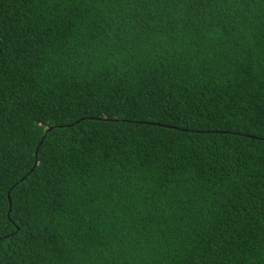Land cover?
<instances>
[{
  "label": "trees",
  "instance_id": "trees-1",
  "mask_svg": "<svg viewBox=\"0 0 264 264\" xmlns=\"http://www.w3.org/2000/svg\"><path fill=\"white\" fill-rule=\"evenodd\" d=\"M205 3L189 25L135 40L116 31L127 7L120 0H0L6 184L29 171L43 138L38 109L46 114L90 90L102 97L99 119L76 124L89 136L66 140L57 153L49 178L59 183L21 193L33 204L44 196L48 211L33 222L31 247L17 241L14 258L0 264H264V141L227 119L246 103L264 104V0ZM152 88L221 118L168 127L163 113L133 124L112 112L115 101ZM105 111L121 123H104Z\"/></svg>",
  "mask_w": 264,
  "mask_h": 264
},
{
  "label": "snow or ice",
  "instance_id": "snow-or-ice-1",
  "mask_svg": "<svg viewBox=\"0 0 264 264\" xmlns=\"http://www.w3.org/2000/svg\"><path fill=\"white\" fill-rule=\"evenodd\" d=\"M80 2L81 0H76L77 4ZM83 2L90 7L93 0H83ZM100 2L101 0H95V3ZM104 2L106 3L107 0H104ZM125 5H127L126 8H124ZM120 6L124 10L119 14L116 31L125 38L132 37L135 40H142L150 35L165 32L174 23L189 25L194 18L199 16L201 9L207 5L205 0H120ZM178 11L180 12L179 17L174 15ZM161 67L167 71L171 64H162ZM177 67H180V65L178 64ZM200 91L202 93L203 89ZM181 92L183 98L190 101L187 85L183 87ZM101 99L99 92L90 90L87 93H77L76 97L65 107L49 109L46 114L42 107L37 110L33 120L34 123L44 129L41 133L43 139L39 142L40 147L34 152L32 163L28 166L27 175L23 179L18 178L9 185L6 184L5 171L0 170V261L5 256L9 259L14 258L16 250L13 245L17 241L21 243V246L27 243L31 247V240L35 239L33 222L36 221L38 216L45 215L48 210L43 205L44 196H39L33 204L28 202L21 193L30 194V189L34 190L36 187L48 192L52 190L54 184L59 183L58 180L53 181L49 178L51 166L54 163H59L57 153L66 140H72L79 135L89 136V132L84 127L76 128V124H83L84 118L90 114L99 119ZM181 104V95L172 92L170 89L158 91L156 88H152L143 93L134 94L133 98L125 103H121L119 100L115 101L112 112L123 114V117L133 124L151 123L156 116L163 113L169 117L168 127H171L174 123L182 122L192 128H203L210 120L221 118L210 109H200L192 102L184 103L183 106ZM193 107H196L195 111H192ZM129 109L131 115H129ZM76 113L80 115L77 116ZM137 113L142 115L137 117ZM103 116L104 123H121L119 116L111 117L108 111H105ZM73 119L75 123H73ZM227 119L230 124L235 121L238 126H242L243 131L241 134L251 131L257 133L258 138L264 141V104L246 103L239 109L227 113ZM189 120L194 123L188 125ZM87 127L92 128L93 125L89 124ZM111 131L115 135V132L119 129H112ZM128 131L131 133L133 129H128ZM135 131L139 132L141 129L137 127ZM49 133L53 135L49 137ZM93 134H99L98 130H94ZM209 134L215 135V133ZM124 138L128 139V136ZM146 139L149 146L154 142L151 138ZM45 140L48 141L47 146L44 144ZM172 143H175V138H173ZM79 146L82 151L87 150L88 147L84 142H80ZM75 147L74 144L73 151H75ZM41 148L45 150L41 151ZM37 168H39V171H37ZM33 173H35L33 179L23 188H20L24 180H28V176ZM259 199L264 202V193H261ZM261 211H264V208ZM34 212L35 215H33ZM251 214L249 212V215ZM21 226L27 229L23 234H21Z\"/></svg>",
  "mask_w": 264,
  "mask_h": 264
},
{
  "label": "water",
  "instance_id": "water-1",
  "mask_svg": "<svg viewBox=\"0 0 264 264\" xmlns=\"http://www.w3.org/2000/svg\"><path fill=\"white\" fill-rule=\"evenodd\" d=\"M43 139V138H42ZM39 146H40V144H39ZM39 146H38V148H39Z\"/></svg>",
  "mask_w": 264,
  "mask_h": 264
}]
</instances>
